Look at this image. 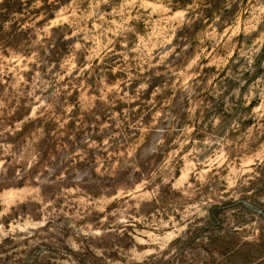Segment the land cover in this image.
I'll list each match as a JSON object with an SVG mask.
<instances>
[{"label": "rangeland", "instance_id": "374dc122", "mask_svg": "<svg viewBox=\"0 0 264 264\" xmlns=\"http://www.w3.org/2000/svg\"><path fill=\"white\" fill-rule=\"evenodd\" d=\"M238 4L0 0V264H264V0Z\"/></svg>", "mask_w": 264, "mask_h": 264}, {"label": "trees", "instance_id": "16d2710c", "mask_svg": "<svg viewBox=\"0 0 264 264\" xmlns=\"http://www.w3.org/2000/svg\"><path fill=\"white\" fill-rule=\"evenodd\" d=\"M172 6L174 10H185L188 9L189 7L193 8L192 11L189 12H194V10L198 11L197 14H199L198 20H196L197 23H200V25L206 24L209 21H212L215 17H219L221 20V25H227L230 24L235 16H236V7L239 6L238 0H165ZM4 5H7L8 0H3ZM224 11H229V14H224L222 13ZM191 16V15H190ZM53 17H50L49 20H52ZM63 28H54L51 32L50 39H54L58 36L59 32L62 31ZM3 31V27L0 28V32ZM123 39L125 41H129L130 43L133 42L136 39V35L134 32H128L123 36ZM163 191L164 187H160V190L158 191V199L155 198L152 204H157L159 202V199L161 198V195L163 197ZM41 194L45 198L47 195V190L45 191V188H41ZM218 207H214L209 211V217L212 222H214L217 218L218 212H217ZM120 236H125L124 234H121ZM187 240V239H186ZM192 240V239H188ZM195 240V239H194ZM188 241V242H190ZM114 246V245H113ZM93 248L86 247V248H80L77 254H72L73 256L80 257L83 259L78 260V264H93V262H89L87 260V257L95 258L94 254L92 253ZM86 258V259H84ZM106 259H111L110 257ZM77 261V258H76ZM18 264H43L40 263V260L38 258H33V259H24L20 260ZM148 264H154V263H148Z\"/></svg>", "mask_w": 264, "mask_h": 264}]
</instances>
